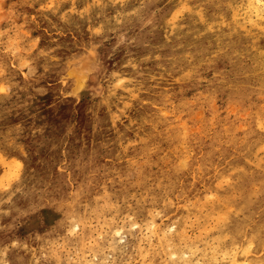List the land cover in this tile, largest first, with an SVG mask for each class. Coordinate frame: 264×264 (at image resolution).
Wrapping results in <instances>:
<instances>
[{"label": "rangeland", "instance_id": "obj_1", "mask_svg": "<svg viewBox=\"0 0 264 264\" xmlns=\"http://www.w3.org/2000/svg\"><path fill=\"white\" fill-rule=\"evenodd\" d=\"M251 1L0 0V264H264Z\"/></svg>", "mask_w": 264, "mask_h": 264}, {"label": "bare ground", "instance_id": "obj_2", "mask_svg": "<svg viewBox=\"0 0 264 264\" xmlns=\"http://www.w3.org/2000/svg\"><path fill=\"white\" fill-rule=\"evenodd\" d=\"M249 1V0H248ZM253 1V0H252ZM251 1V2H252ZM264 1V0H263ZM256 2V0H254V2L252 3L253 4V7L257 10V9H259L260 10V8H259V4L257 5V3H255ZM248 3V2H247ZM261 3V2H260ZM252 4H248V5H252ZM261 5V4H260ZM264 5V4H263ZM250 7V6H249ZM263 7V6H262ZM247 9H248V7H247ZM253 9V8H252ZM255 11V10H254ZM256 12V11H255ZM260 12H261V10H260ZM250 13H252V11H250ZM261 13H263V12H261ZM261 13H260V15H261ZM256 14V13H255ZM264 14V13H263ZM259 17H261V16H259ZM262 18V17H261ZM250 21V20H249ZM254 23V22H253ZM254 25V24H253ZM167 239V238H166ZM219 239V238H218ZM169 241V240H168ZM214 241V240H213ZM251 244V243H250ZM213 246V245H212ZM214 247V246H213ZM248 248V247H247ZM226 250V249H225ZM224 250V251H225ZM234 251V250H233ZM227 252H228V250H227ZM223 253V252H222ZM234 253L235 252H233L232 254L234 255ZM225 256H226V254H224ZM225 256H224V258H225ZM232 257V256H231ZM214 259V258H213ZM248 263V262H247Z\"/></svg>", "mask_w": 264, "mask_h": 264}]
</instances>
